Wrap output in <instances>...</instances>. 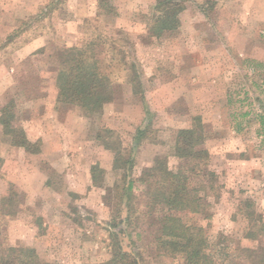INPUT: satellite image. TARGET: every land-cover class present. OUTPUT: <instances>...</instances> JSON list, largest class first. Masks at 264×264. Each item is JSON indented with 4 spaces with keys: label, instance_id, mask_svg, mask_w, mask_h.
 Returning <instances> with one entry per match:
<instances>
[{
    "label": "rangeland",
    "instance_id": "rangeland-1",
    "mask_svg": "<svg viewBox=\"0 0 264 264\" xmlns=\"http://www.w3.org/2000/svg\"><path fill=\"white\" fill-rule=\"evenodd\" d=\"M155 2L0 0V254L12 245L34 248L47 264L110 259L117 202L104 197L120 174L98 138L108 128L133 147L132 223L120 243L140 264H180L155 249L139 179L159 157L171 170L182 165L175 135L193 128L215 188L207 212L183 220L205 227L213 264H264V0H180L176 29L159 36L149 29ZM92 43L114 93L102 113L88 115L58 101L56 76L63 49ZM4 114L37 152L14 145ZM142 126L146 137L135 143ZM255 219L258 233L249 236Z\"/></svg>",
    "mask_w": 264,
    "mask_h": 264
},
{
    "label": "trees",
    "instance_id": "trees-1",
    "mask_svg": "<svg viewBox=\"0 0 264 264\" xmlns=\"http://www.w3.org/2000/svg\"><path fill=\"white\" fill-rule=\"evenodd\" d=\"M179 4L180 0H156L153 6L154 17L149 28L151 34L159 36L162 32L176 29L179 22L177 14L181 9ZM201 8L205 11L203 6ZM95 46L97 47L92 43L86 48L63 49L59 53L61 67L56 76L58 101L76 104L88 115L102 113L104 105L112 101L114 93L110 73L102 67V54L95 50ZM129 69L133 92H140V75L134 62H130ZM5 110L6 107L4 112ZM4 116V123L8 126L7 133L12 134L14 145L24 147L26 151L37 152L25 137L23 130L11 125L9 121L13 119L12 115ZM259 118L264 130V117ZM146 130L147 126L139 127L132 140L140 143L146 137ZM103 132L106 137L99 134L98 138L103 140L105 148L114 151L112 169L120 174L119 180L107 189V195L104 197L109 203L108 199L110 200L113 194L117 202L116 218L110 222L109 230L111 257L105 264H140L137 258L139 254L123 248L121 240L118 239L119 233L132 223L130 211L134 198L133 179L128 176L127 171L133 164V147L125 148L115 131L104 128ZM200 140L201 134L195 129H179L175 135L173 151L183 164L176 170H171L166 161L159 157L153 165L143 169L139 179L145 187L146 209L143 215L150 219L149 224L155 227L152 238L155 249L161 255L178 256L181 259L180 264H213L207 251L208 238L205 227L188 224L182 218V215L187 213H206L207 195L215 188V175L203 164L208 158V152L199 148ZM98 170L97 166L91 168L93 183H97ZM200 178L203 181H198ZM7 197L3 200L8 201L10 198ZM123 211H126V214L121 217ZM257 223L256 219L252 221L247 235H257ZM0 264L47 263L39 259L37 251L32 247L10 245L0 254Z\"/></svg>",
    "mask_w": 264,
    "mask_h": 264
}]
</instances>
